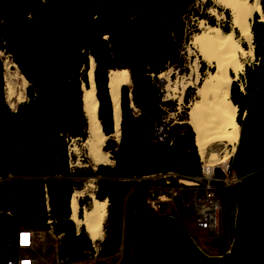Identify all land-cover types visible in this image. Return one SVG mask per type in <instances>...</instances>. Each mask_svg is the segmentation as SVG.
<instances>
[{
    "label": "trees",
    "instance_id": "obj_1",
    "mask_svg": "<svg viewBox=\"0 0 264 264\" xmlns=\"http://www.w3.org/2000/svg\"><path fill=\"white\" fill-rule=\"evenodd\" d=\"M258 17L255 14L251 29L256 55L262 57L264 22ZM130 33V25L118 16L110 0H0V50L14 56L21 48L28 65L21 58L15 56V59L29 81L28 99L20 102L14 111L6 100L0 57V264L17 258V232L30 226V208L36 212L33 218L41 225L51 226L56 234L62 235L57 247L59 260L73 261L93 251L87 236H77L76 224L70 217L76 173L70 165L68 151L70 138L87 137L82 85L88 84L86 70L90 56L95 61L98 118L108 136L104 150H108L114 160L113 165L99 163L95 170L99 175L95 195L108 200L109 224L121 226L124 223L126 237L138 249L127 227L153 216L145 202L147 188L164 182L163 177L151 180L143 176L200 171L201 161L191 126L185 122L171 126L163 121L167 111L157 94L156 80L166 62H175L173 54L169 48L139 53L130 45ZM38 46L49 54V73L41 96L36 88ZM68 46L73 50L72 59L68 67H62L61 51ZM113 68H127L133 83L131 95L127 84L121 86L119 141L114 137L108 84V74ZM244 77L246 90L242 91L238 82H233L230 93L238 106L237 118L242 125L257 72L247 67ZM158 124H163L166 133L162 138L157 134ZM29 152L31 157L26 155ZM23 173L38 178L21 197L19 180L10 175ZM238 197L237 186L227 188L224 216L227 225L232 227ZM107 231L110 246L107 251L103 246L102 251L109 254L115 237L109 229ZM128 264H132V259H128Z\"/></svg>",
    "mask_w": 264,
    "mask_h": 264
},
{
    "label": "rangeland",
    "instance_id": "obj_2",
    "mask_svg": "<svg viewBox=\"0 0 264 264\" xmlns=\"http://www.w3.org/2000/svg\"><path fill=\"white\" fill-rule=\"evenodd\" d=\"M260 3L262 6V11L264 13V6H263L264 0H260ZM213 10H215V13H213ZM255 14H258L259 16L258 20H261L260 19L261 15L258 12L254 13L253 20L255 19ZM201 20H203L208 24L219 25L223 30H230L232 28L230 11L227 8H224L223 6L217 4L215 0H176L170 8L168 22H169V31L174 46L172 48H170L168 45L166 46L163 45V46L170 49L171 53L175 58V62L165 63L164 69H162L157 74L156 82L159 88L157 94H159V96L161 97L162 105L164 109L167 111L166 115L169 116L167 122L171 126H176L184 122L188 123L187 121L189 118L188 106L180 102L181 93L172 90L170 88V83L171 81L175 82V80H177L178 83H180L181 82L180 80L184 76L191 75L192 73L190 67L191 56L189 54V48H190L189 42L192 35L195 32L201 30L200 29ZM261 21L264 22V20ZM128 24L130 25L132 36H136L137 34L139 35L140 32L145 31V27L143 26L142 23L139 22V18L137 17L130 19L128 21ZM235 34L236 36L239 37V33L237 30H235ZM241 43L243 47L248 48L247 42L241 40ZM160 45L157 46L156 50L160 49L159 48ZM252 47H253V54L247 55L244 58L245 64L243 71L233 82H238L239 86L242 87L243 90L245 91L246 86H245L244 76L246 69L247 67L254 68L257 72V79L254 83L253 88L251 89V97L253 98L258 89V85L264 70V55L262 57H257L255 52L254 35L252 37ZM20 50L21 48L19 47L17 55L14 56L11 53H7L4 50H0V57L3 60V67H4L5 86H6V82L10 81L12 84L17 86L15 88H17V90L19 89V91L21 89L20 86H21L22 77L27 79L24 73L22 72L17 60L15 59L16 56V58H21L24 61L25 58L22 57V51ZM72 53L73 50L71 46H68L64 51H61V54H63L64 56V61L61 63L62 67H68L70 65L72 59ZM144 53L145 52H143L142 54ZM46 56L49 57V54L46 53ZM24 62L25 65L27 66L28 64L26 63V61ZM207 69L212 70L213 67L209 66L203 59L198 58V72L200 74V77L206 75L205 72H207ZM13 72L15 75L13 74ZM160 73H167L165 76V81L161 79ZM28 84L29 81L27 79V85ZM125 84L129 86V94L131 95L130 89L133 84L131 76L129 82ZM27 85L24 89V94H25L24 100H22L21 102L28 99V95L26 92ZM83 85H85V83H83ZM178 87L181 89L179 85ZM195 89H196L195 87L191 88L189 92L190 99H194L196 97ZM176 94L177 96H175ZM19 103H17L16 108L18 107ZM132 105L134 106L133 102ZM12 109L14 110V108ZM134 109L136 111L138 110L136 106H134ZM237 115H238V108H237L236 120L241 128L242 124L238 121ZM244 117L245 118L247 117V111L244 113ZM114 137L118 139L116 136ZM84 140L85 138L83 139L81 137H72L69 139L68 151L70 156L69 157L70 165L73 171L76 173L75 175H73V179L76 183L75 188L81 189L86 185V183H88L89 181H93L95 183L94 186L95 188H93L95 192L97 187L96 181L99 177V175L95 173V170L99 163L95 164L90 159L89 155L87 154L88 153L87 149L83 144ZM236 146H237V142L226 143L222 148V153L224 154L231 152L235 153ZM196 147L198 149L197 145ZM31 151L33 152L34 148H32ZM107 152L109 153L108 161L100 162V163H108L113 165L114 160L112 159L110 152L108 150ZM30 154L31 153L29 152V154L26 155L31 157ZM147 176L148 177L146 178L151 180H156L159 178L154 174H150ZM12 177H16L19 180L21 197L31 189L33 185V181L36 178H38V176L29 173L10 175V178ZM177 182L179 183V180L178 177L176 176L164 177V184H166L169 187L177 185ZM165 194L167 196H170V192L166 191ZM155 195L157 196V193H155ZM80 200H82L83 202L82 205H85L88 203L89 197L85 195L84 197L82 196L79 198V203ZM171 204H172V199L170 198V200L164 203V207L162 209L171 210V212H175V210L171 208ZM35 213L36 212L32 211V209L30 208V214L32 216V219L30 220L29 225L40 231L36 236L32 248V252L38 257L41 263L48 262V263L56 264L61 260L58 259L57 253L54 250L58 246V243L62 235L56 234L51 226L41 225L36 218H33L35 217ZM175 222L179 226H181L184 230H186L192 236L195 243L208 255L225 254L230 249L231 243L235 237V226L232 227L227 225L225 220L223 221L221 227L219 228V231L216 232L217 235H215L213 232L207 229L199 228L196 225L194 218L191 216H185V217L176 216ZM75 224L77 231L83 228V226H78L76 222ZM107 229H109V233L113 234L115 237V242L113 243L112 246V252H110L109 254H106L105 252L102 251L104 242L106 240V237L108 236ZM119 230L120 233H118ZM87 238L90 240L92 246L99 248L97 254H87L83 258H79L73 261H63V264H128V259H132V263H133L138 256L139 249H137L135 245L131 241H129V239L126 237L125 224L123 223L121 226L109 224L107 216L104 223L103 236L96 241L91 240V238L88 235Z\"/></svg>",
    "mask_w": 264,
    "mask_h": 264
},
{
    "label": "bare ground",
    "instance_id": "obj_3",
    "mask_svg": "<svg viewBox=\"0 0 264 264\" xmlns=\"http://www.w3.org/2000/svg\"><path fill=\"white\" fill-rule=\"evenodd\" d=\"M215 2L230 11L232 28L223 30L219 25L200 21L201 30L192 35L190 46L188 45L191 62L196 63L200 58L213 69H207L202 79L196 78V72L193 71L194 83L181 90L180 97L183 104L190 106V118L187 121L194 131L196 145L200 150H207L206 157L210 163L228 159L229 154L219 155V152L226 143H235L239 140L240 126L236 120L238 106L230 97V88L232 82L243 71L244 58L253 54L251 25L254 13L258 12L261 15L260 19L264 20L260 0H215ZM235 30L238 31L239 37L236 36ZM241 40L247 42L248 48L242 46ZM94 67V58L90 56L86 70L88 84L82 87L83 110L87 118V137L83 144L90 159L97 164L108 161L109 153L104 150L107 136L98 118ZM166 74L160 73L163 81ZM108 76L113 105L114 136L119 138L121 86L129 82L130 73L127 68H113L110 69ZM26 85L27 79L24 77L21 79L20 91L10 81L6 82V100L12 108L15 109L17 103L24 100ZM193 86L198 88L199 96L190 103L188 92ZM94 186L95 183L89 181L83 188L74 189L70 198V216L78 226H83L91 240L96 241L104 233L108 200L99 199L93 190ZM85 195L89 197L88 203L81 206L79 198Z\"/></svg>",
    "mask_w": 264,
    "mask_h": 264
},
{
    "label": "water",
    "instance_id": "obj_4",
    "mask_svg": "<svg viewBox=\"0 0 264 264\" xmlns=\"http://www.w3.org/2000/svg\"><path fill=\"white\" fill-rule=\"evenodd\" d=\"M111 1L120 18L129 19L141 12L142 0H125V7L117 0ZM171 1L156 2L155 10L162 27L163 15L169 11ZM144 15L150 19L149 15L152 14L144 11ZM144 25L150 28L148 23ZM164 29V45L172 48L174 44L170 31ZM158 39L153 35L147 49L155 51L160 44ZM140 51L141 48L138 47V52ZM48 59L38 46L35 67L39 96L43 93L49 73ZM119 140L120 137L117 141ZM233 163L241 181L238 185L235 237L230 249L222 255H208L171 217L157 216L128 225V234L139 245L138 256L132 264H264V70L258 89L249 104L247 117L240 128ZM176 200L177 206H180L179 196H176ZM77 236H87L85 229L77 231ZM109 243V239H106L104 251L109 248Z\"/></svg>",
    "mask_w": 264,
    "mask_h": 264
},
{
    "label": "built area",
    "instance_id": "obj_5",
    "mask_svg": "<svg viewBox=\"0 0 264 264\" xmlns=\"http://www.w3.org/2000/svg\"><path fill=\"white\" fill-rule=\"evenodd\" d=\"M242 91L243 88L240 87ZM169 116L166 115L163 118L164 122H167ZM158 137L162 138L165 133L163 124L156 126ZM198 154L201 161V169L195 174H187L179 171H169L166 173H160L156 176L178 177L179 183L174 186H167L164 182L160 184H152L147 188L146 205L154 215L169 216L173 220L175 217L191 216L194 218L196 225L201 229H207L217 235L223 221L224 216V200L225 193L228 187L237 186L241 181L234 168L233 157L234 153L229 154L228 159L223 162L208 161L207 150H200L198 148ZM222 150L219 155H222ZM233 156V157H232ZM155 175V174H154ZM148 177L147 175L143 178ZM142 178L138 177V180ZM170 192V196L165 193ZM157 193V196L155 195ZM176 196H179L180 206H177ZM172 199L171 210H163L164 203ZM45 204L49 209L48 195L45 192ZM173 205V206H172ZM49 222L51 219L48 220ZM226 222V221H225ZM40 231L32 226L22 227L17 232V245L19 247V253L16 259H11L8 264H52L41 263L38 257L32 252V248ZM26 234V235H25ZM26 241V242H25ZM58 247V246H57ZM57 247L55 252L57 253ZM98 247L93 246V251L88 254H97ZM56 264H63V261Z\"/></svg>",
    "mask_w": 264,
    "mask_h": 264
},
{
    "label": "flooded vegetation",
    "instance_id": "obj_6",
    "mask_svg": "<svg viewBox=\"0 0 264 264\" xmlns=\"http://www.w3.org/2000/svg\"><path fill=\"white\" fill-rule=\"evenodd\" d=\"M117 1L120 2L122 6L125 7V2H124L125 0H117ZM175 1L176 0H172L171 1L170 8L174 4ZM156 2H157V0H142L141 12L140 13H137L135 16H133V17H131L129 19L121 18L123 21L128 23V21L130 19L137 17V18H139V22L142 23L144 27H145L144 23H148L150 25V28H146L145 27V31L144 32H140L139 35L137 34L136 36H132V34L130 33V36H129L130 45L134 46L135 49L137 50V52H138V47H140L141 51L139 53L145 52L144 54H146V52L148 50L147 49V44L149 42V39L153 35H155V36H157L159 38L158 42L161 44V45L159 44L160 45V47H159L160 49L167 48V47L163 46L164 42L166 41L165 40V29L164 28H167L169 30V22H168V20H169L170 9H169V11L166 14L163 15L164 27H162L160 21L157 18V17H159L158 13L155 10ZM114 7H115V5H114ZM115 9H116V7H115ZM144 11L151 12L152 15H149V16H151L150 19H147L146 15H144ZM190 67H191V70H192L191 72L192 73H193V71L196 72V78H199V79L203 78V77H200V74L198 72V62L194 63L193 61L192 62L190 61ZM192 73H191V75L184 76L180 80L181 81L180 83H178L177 80H175V82L171 81L170 88L172 90H174L175 92L181 93V90L185 89L187 86H190L191 84L194 83V81L192 80ZM178 85L181 87V89L178 87ZM193 87L196 88L195 89L196 97L194 99H190V101H191L190 103H193L199 96L198 95V88L196 86H193ZM175 96H177V94ZM251 100H250V102H251ZM180 102H181V100H180ZM190 110H191L190 106H188V116H189V118H190ZM192 113H194V111H192ZM247 113H248V109H247ZM157 216H164V215H154L153 214L152 217H157ZM149 218H151V217H149ZM136 244H137L138 249H139V245H138L137 242H136Z\"/></svg>",
    "mask_w": 264,
    "mask_h": 264
},
{
    "label": "snow or ice",
    "instance_id": "obj_7",
    "mask_svg": "<svg viewBox=\"0 0 264 264\" xmlns=\"http://www.w3.org/2000/svg\"><path fill=\"white\" fill-rule=\"evenodd\" d=\"M26 235V234H25ZM26 242V241H25Z\"/></svg>",
    "mask_w": 264,
    "mask_h": 264
}]
</instances>
